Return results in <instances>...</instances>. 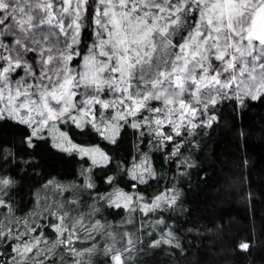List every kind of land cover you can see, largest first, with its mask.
<instances>
[{"label":"snow or ice","instance_id":"snow-or-ice-1","mask_svg":"<svg viewBox=\"0 0 264 264\" xmlns=\"http://www.w3.org/2000/svg\"><path fill=\"white\" fill-rule=\"evenodd\" d=\"M260 95L264 0H0V119L31 128L25 137L28 147L35 146L33 138H43L39 133L50 121V130L56 122H70L109 145H118L122 130L130 128L138 147L155 142L157 150L168 148L169 159L191 168L190 160L181 157L193 146L188 139L193 130L215 121L209 108L226 99L243 103ZM60 137L56 147L90 161L85 172L113 165L115 175L105 174L113 191L96 193L99 200L87 205L88 223L78 207L61 211L65 204H81L70 190L68 197L55 202V209L46 203L20 217L12 195L18 182L0 163V245L11 244L8 258L0 251V264H61L65 253L71 260L64 264H93L97 255L107 257L106 264H126L132 259L129 253L144 251L136 247L141 238L110 230L103 216L92 217L104 207L139 209L145 216L167 211L177 203L175 189L154 193L147 201L140 193L125 192L113 184L121 174L134 182L130 189L155 179L146 153L125 170L114 149L80 146L65 132ZM0 161L11 163L7 156ZM84 187L96 185L86 177ZM72 212L76 215L65 223ZM49 218L52 222L43 223ZM157 226L155 237L153 231L144 232L153 237L147 248L180 247L164 218L149 225L153 230ZM44 229L54 231L55 237H46ZM97 235L111 243L76 246L95 241ZM61 246L64 251L57 254ZM239 247L246 251L249 243Z\"/></svg>","mask_w":264,"mask_h":264},{"label":"trees","instance_id":"trees-1","mask_svg":"<svg viewBox=\"0 0 264 264\" xmlns=\"http://www.w3.org/2000/svg\"><path fill=\"white\" fill-rule=\"evenodd\" d=\"M209 113L216 116L212 126L193 130L194 135L188 138L193 146L188 148L187 144L184 145L188 151L181 159H189L194 165L191 168L169 159L166 155L168 148L157 150L155 142L138 147L135 130L130 128L122 130L118 145H109L95 132L85 128L82 133L70 122H56V128L50 130L53 123L50 121L45 126L46 131L39 134L43 138H33L35 146L28 147L25 137L32 129L15 119H0V156H7L11 161L0 163L6 165V171L18 182L12 192L16 215L24 217L34 208L39 210L46 203L50 204V193L64 200L71 192L80 198L81 204H68L65 208L78 207L84 214L85 223H88L87 212L90 209L87 205L99 200L96 193L113 191V186L105 182V174L115 175L110 171L112 164L107 168L93 167L91 172H85L90 167L87 158L82 159L76 152L69 154L55 146L62 139L60 132H65L73 143L80 146L114 149V158L124 162L125 170L134 158L138 163L141 153H146L148 163L156 172L155 179L130 189L128 185L134 182L121 174L113 184L125 192L140 193L146 201L151 200L154 193L167 188H174L175 193L172 194L178 195L176 205L164 212L145 216L139 209L131 212L123 207H104L92 217L95 220L103 216L112 225L110 230L117 233L128 231L134 234V240L137 236L141 238L142 243L136 247L144 251L129 253L132 259L126 264H264V95L256 100L245 98L243 103L226 99L214 108L210 107ZM143 139L147 141L148 138ZM86 177L95 183V189L84 187ZM49 181L53 183L49 184ZM57 185L63 186V190ZM96 207L100 205L96 204ZM75 215V212L70 213L65 223ZM158 217L164 218L171 226L179 248L168 245L147 248L149 239L159 232L158 226L155 230L149 227ZM129 219L131 223H128ZM49 222L52 218L43 221ZM141 223L143 227L137 232ZM39 231L37 229V233ZM146 231H153V237L144 236ZM44 235L55 237L56 233L44 229ZM116 239L119 241L120 236L117 235ZM106 241L111 243L106 236L97 235L95 241H88L85 245L77 242L76 246L99 242L103 247ZM242 242L249 243L248 250L239 247ZM51 243L52 239H49L48 245ZM41 247L47 245L42 244ZM10 249L11 244L0 245L5 258H8ZM55 251L59 254L64 249L61 246ZM70 260L71 257L65 253L64 261ZM106 262L107 257L103 255L93 258V264Z\"/></svg>","mask_w":264,"mask_h":264},{"label":"rangeland","instance_id":"rangeland-1","mask_svg":"<svg viewBox=\"0 0 264 264\" xmlns=\"http://www.w3.org/2000/svg\"><path fill=\"white\" fill-rule=\"evenodd\" d=\"M43 131H46V127H43L41 129L40 133L43 132ZM55 195H56L55 193H50V195H48L50 197L49 200H50V204H51V206H52L53 209H54V207L56 208V203L55 202H57V201H63L61 197H58V196H55ZM66 206L68 207V204H65L64 205V209H61V211L65 210L66 209L65 208Z\"/></svg>","mask_w":264,"mask_h":264}]
</instances>
